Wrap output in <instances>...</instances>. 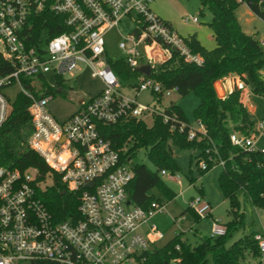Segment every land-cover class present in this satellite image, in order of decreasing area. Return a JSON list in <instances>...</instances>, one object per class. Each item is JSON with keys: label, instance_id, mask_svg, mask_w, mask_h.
<instances>
[{"label": "built area", "instance_id": "obj_1", "mask_svg": "<svg viewBox=\"0 0 264 264\" xmlns=\"http://www.w3.org/2000/svg\"><path fill=\"white\" fill-rule=\"evenodd\" d=\"M152 1L0 0V56L13 69L0 77V130L10 102L3 90L16 86L19 94L30 101L25 149L42 159L67 192L77 195L75 218L56 221L36 198V191L44 189L51 179L46 177L37 182L36 169L21 172L0 165V264H145L148 253L163 240L164 233L148 223L164 214L165 205L153 202L145 211L130 201L126 193L133 176L130 164L120 163L119 153L111 149L96 126L127 118L143 121L146 115L152 118L157 115L170 125V131L176 125L180 132L184 127L175 114H165L155 100L159 96L162 101L176 94L175 90H165L158 82L145 78L133 90L146 92L153 104L140 105L135 98L120 93L117 78L106 62L104 36L128 19L135 32L118 47L130 69L137 71L146 65L152 68L170 59L172 50L188 63L202 64L200 57L189 52L175 29L151 12ZM45 10L62 17L67 31L50 39L44 31L37 33L35 20ZM184 22L197 24L198 20L186 17ZM80 64L91 70L92 77L101 80L104 89L93 98H84L75 114L58 123L46 110L53 96L43 93L41 78L50 74L54 79L71 75ZM21 78L31 79V90L24 87ZM45 85L48 86L47 80ZM51 88L55 89V85ZM234 89L241 93L248 90L233 75L214 83L215 93L219 90L221 99ZM195 126L188 131L189 141L197 133L205 134L199 122ZM255 136H264V121L248 137L232 133L230 143L255 151ZM199 169L206 170V164L201 162ZM160 176L172 183L180 180L165 171ZM187 205L201 220L211 214L210 205L200 196L191 198ZM181 220L183 217L171 219L173 223ZM210 234L211 238L224 235V225L212 220ZM254 240L258 247L254 264H264V235L255 234ZM142 253L147 256L143 258Z\"/></svg>", "mask_w": 264, "mask_h": 264}, {"label": "trees", "instance_id": "obj_2", "mask_svg": "<svg viewBox=\"0 0 264 264\" xmlns=\"http://www.w3.org/2000/svg\"><path fill=\"white\" fill-rule=\"evenodd\" d=\"M200 5L210 13L208 23L215 47L207 51L195 35L183 38V42L192 55L202 60L200 66L188 63L176 51H171L167 61L155 64L150 76L145 77L130 69L124 58L106 62L116 76L119 87L136 88L145 78L158 82L165 90H175L179 98L194 94L199 104L192 117L205 131L197 133L194 140H187L191 127L189 120L178 107L170 101L164 108L165 114H175L178 122L184 124L182 131H170V125L163 123L160 116L154 115L152 125L147 127L143 121L127 118L114 123H97L98 133L108 140L111 149L119 153L120 163H130L137 153L143 151L154 167L151 171L143 164L130 165L133 176L126 187L130 201L143 210H148L153 202L161 199L171 201L175 194L163 181L161 171L175 175L177 166L172 158V147L190 151L195 155L196 165L206 164V173L222 162L217 185L222 199L228 205L230 220L224 225L225 234L216 238L198 237L194 245L187 243L181 233L160 248L148 253L145 264H240L247 257L256 258V233L244 234L237 240L233 236L244 227L243 206L264 210V150L249 151L233 146L230 135L236 133L248 137L254 129L253 121L241 102V92L234 89L223 99L214 90V83L227 76L239 77L249 92L264 98V47L255 38L246 35L239 27L235 10L244 3L249 11L264 21V0H199ZM173 28L168 22H165ZM36 32L44 31L48 39L66 32L63 19L45 10L34 23ZM134 29L132 33H134ZM12 67L0 56V77L12 72ZM44 93L53 95L54 88L45 85L41 78ZM26 89L31 90V79L21 78ZM56 86L63 89V81L56 77ZM37 96V93H34ZM157 104L161 99L155 97ZM30 101L17 94L9 102V113L0 130V165L15 167L21 172L33 168L37 170V182L46 177L51 183L36 191V198L56 221H66L76 216L77 195L69 193L53 173L34 152L24 147V138L30 127L27 112ZM155 191L157 195L151 194ZM197 191L202 195V189ZM61 192L63 194L61 195ZM201 197V196H200ZM194 224L201 221L187 207L182 215ZM49 264V263H36Z\"/></svg>", "mask_w": 264, "mask_h": 264}, {"label": "rangeland", "instance_id": "obj_3", "mask_svg": "<svg viewBox=\"0 0 264 264\" xmlns=\"http://www.w3.org/2000/svg\"><path fill=\"white\" fill-rule=\"evenodd\" d=\"M151 12L160 20L175 25V32L181 38H186L189 35H195L201 46L210 51L215 47L212 37L211 29L208 23L211 19L210 13L206 8L200 5L199 0H154L150 4ZM186 17H196L197 24L184 22ZM236 21L241 30L248 36L258 40L264 47V22L254 16L244 3L239 4L235 10ZM134 29L133 23L128 20H122L117 28H114L106 33L104 36V43L106 49V57L110 60H118L123 58V52L119 49L120 43L126 42V37L132 33ZM63 81V89L61 92L56 86V80L52 74L46 77L48 86L55 85L53 99L46 105V110L58 123L66 121L70 116L77 111V99L79 97L93 98L99 95L104 89L103 83L97 77H92L91 70L84 64H80L71 75L66 74L60 78ZM217 89V88H216ZM218 93L220 92L217 90ZM19 90L16 86H11L3 90V95L9 100L13 101ZM44 93V92H43ZM120 93L130 99H134L140 105L153 104L151 96L146 92L136 93L132 88L120 87ZM220 94V93H219ZM135 96V97H134ZM170 101L175 102L178 107L190 116V125L195 128V122L192 117L194 109L198 106L199 100L194 94H189L184 98H179L176 94H172L168 98L161 101V108L168 105ZM241 102L248 111L254 127L259 122L264 121V98L252 95L248 90L241 93ZM251 107V110H250ZM143 122L147 127L152 125V117L145 116ZM172 158L177 166L175 175L179 177V183H172L163 178V181L176 195L171 201L164 198L161 199V205H165V212L160 217H155L153 222L158 227L159 231L164 233V238L157 243L156 248H160L169 242L176 233H181L183 239L194 245L198 242V237H210V227L208 225V218L201 220L196 224L195 233L193 234L192 225L184 220L180 222H170V219H177L179 213L187 206V200L190 197L201 196L206 198L211 203L212 216L220 220V224L225 225L230 217L227 213L228 205L222 200L217 178L221 173V167L214 166L206 173L199 170V165H196L195 155L190 151L182 150L172 147ZM255 151L264 150V136H255L254 149ZM131 166L134 164H143L151 171L154 167L149 162L143 151L137 153L134 159H131ZM197 181V183H196ZM201 182L203 187L202 195L197 191ZM49 185V183H47ZM151 194L157 195L155 191ZM244 213V227L238 231L232 238L237 240L244 234L251 232L264 235V210L253 208L249 204L243 206ZM255 258L247 257L240 264H254Z\"/></svg>", "mask_w": 264, "mask_h": 264}, {"label": "crops", "instance_id": "obj_4", "mask_svg": "<svg viewBox=\"0 0 264 264\" xmlns=\"http://www.w3.org/2000/svg\"><path fill=\"white\" fill-rule=\"evenodd\" d=\"M216 95L217 96H219L220 97V95H219V93L217 92V90H216ZM135 97V96H134ZM161 101H160V103H159V106L161 107ZM167 106V105H166ZM166 106H164V107H162V108H165ZM179 106V105H178ZM181 109V108H180ZM182 110V109H181ZM250 110H251V107H250ZM183 111V110H182ZM185 114V116L187 117V119L188 120H190V116H189V114H187V113H184ZM196 183H197V181H196ZM198 184H199V186H198V189L200 188V189H202V192H203V187H202V184H201V182L199 181L198 182ZM219 190V189H218ZM219 193H220V191H219ZM220 196H221V194H220ZM191 198H193V197H190L188 200H187V204H188V201L191 199ZM222 198V197H221ZM209 205H210V207H211V203H210V201L208 200V199H206V198H203ZM223 200V199H222ZM224 201V200H223ZM188 207V205L186 206V208ZM185 208V209H186ZM184 209V210H185ZM183 210V211H184ZM183 211H181L180 213H179V217L182 215V213H183ZM160 216H162V215H158V216H155V217H160ZM155 217H153L150 221H149V223H148V225H154L157 229H158V227L156 226V224L153 222V219L155 218ZM183 217V220L184 221H186V222H188V223H190L191 225H192V229H193V234L195 233V227H196V224H194V223H192L188 218H187V216H182ZM168 219L170 220V222H172L171 221V219H170V217H169V215H168ZM212 220H218L219 222H220V220L219 219H215V218H213V216H212V208H211V214H210V216H209V218H208V225H209V227H210V222L212 221ZM143 231L145 232V231H147V226H145V227H143ZM162 232V231H161Z\"/></svg>", "mask_w": 264, "mask_h": 264}, {"label": "water", "instance_id": "obj_5", "mask_svg": "<svg viewBox=\"0 0 264 264\" xmlns=\"http://www.w3.org/2000/svg\"><path fill=\"white\" fill-rule=\"evenodd\" d=\"M173 28L175 29V25H173ZM137 72L139 73V74H141V75H143V76H145V77H149L150 76V72H151V68H150V66L149 65H146V66H142V67H139L138 69H137ZM84 100V97H79L78 99H77V106H79L80 105V103L82 102ZM89 186H91V185H89ZM63 194V192H61V195ZM143 258H145L147 255H146V253H142V255H141Z\"/></svg>", "mask_w": 264, "mask_h": 264}]
</instances>
